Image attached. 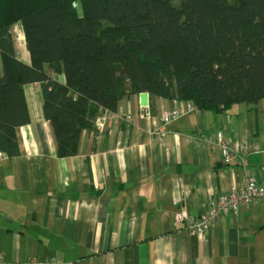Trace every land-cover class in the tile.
I'll return each instance as SVG.
<instances>
[{"label":"crops","instance_id":"crops-1","mask_svg":"<svg viewBox=\"0 0 264 264\" xmlns=\"http://www.w3.org/2000/svg\"><path fill=\"white\" fill-rule=\"evenodd\" d=\"M24 93L30 123L15 130L19 155L0 154V264H264V205L227 215L204 235L174 218L180 209L199 216L244 183L243 165L225 164L201 134L247 144V165L264 186V99L222 114L196 110L158 132L154 118L173 101L155 98L152 115L149 95L146 106L140 94L124 97L99 117L97 136L82 130L77 153L58 158L40 86Z\"/></svg>","mask_w":264,"mask_h":264},{"label":"trees","instance_id":"trees-1","mask_svg":"<svg viewBox=\"0 0 264 264\" xmlns=\"http://www.w3.org/2000/svg\"><path fill=\"white\" fill-rule=\"evenodd\" d=\"M15 23L29 64L14 50ZM34 84L58 158L74 156L81 131L95 133L124 97L147 93L152 115L155 98L214 114L255 104L264 99V0H0V154L8 158L19 155L15 130L30 123L24 87Z\"/></svg>","mask_w":264,"mask_h":264},{"label":"built area","instance_id":"built-area-1","mask_svg":"<svg viewBox=\"0 0 264 264\" xmlns=\"http://www.w3.org/2000/svg\"><path fill=\"white\" fill-rule=\"evenodd\" d=\"M172 108L161 112L154 118V126L158 132H162L164 127L179 118L196 111V107L190 101L173 100ZM126 118L132 120L135 124L139 118H132L126 115ZM94 136L103 130L102 118H98L95 122ZM96 138V137H95ZM200 140L205 142L209 151L219 152L221 159L225 164L235 165L240 163L243 165L244 183L241 188L230 190L220 194L216 200L212 201L207 209L199 214V216H191L185 209L176 212L174 218L179 224L184 225V229L195 235H204L216 226L225 216L236 214L240 209L247 206L264 205V186L258 182L254 170L247 165V155L249 147L247 144L238 146L233 143L222 131H217L213 139L209 140L204 134L200 135ZM256 148L253 146V149ZM258 149V148H256ZM44 264H62L56 261L46 262Z\"/></svg>","mask_w":264,"mask_h":264},{"label":"bare ground","instance_id":"bare-ground-1","mask_svg":"<svg viewBox=\"0 0 264 264\" xmlns=\"http://www.w3.org/2000/svg\"><path fill=\"white\" fill-rule=\"evenodd\" d=\"M73 7L76 9V11H77V13L79 15V11L81 10L79 3L78 2L75 3L73 5ZM80 13H81V11H80ZM10 33H11V37L14 39V40L12 39L13 40V45H14V50L17 53V55L20 56L21 62H23L25 64H28V62L30 63V61L28 60L29 53H28V51L26 50V47H25L24 34H23V30H22L21 24L20 23H15L14 26L12 28H10ZM60 84L64 85L65 83H60ZM26 93H27V96L29 98L32 97L31 89H27Z\"/></svg>","mask_w":264,"mask_h":264},{"label":"water","instance_id":"water-1","mask_svg":"<svg viewBox=\"0 0 264 264\" xmlns=\"http://www.w3.org/2000/svg\"><path fill=\"white\" fill-rule=\"evenodd\" d=\"M140 99V105L141 106H146L147 105V100H148V94L147 93H141L139 95Z\"/></svg>","mask_w":264,"mask_h":264},{"label":"rangeland","instance_id":"rangeland-1","mask_svg":"<svg viewBox=\"0 0 264 264\" xmlns=\"http://www.w3.org/2000/svg\"><path fill=\"white\" fill-rule=\"evenodd\" d=\"M79 14H80V11H79Z\"/></svg>","mask_w":264,"mask_h":264}]
</instances>
